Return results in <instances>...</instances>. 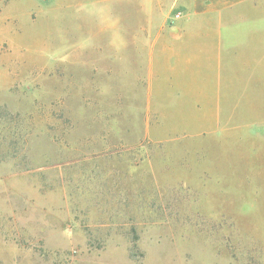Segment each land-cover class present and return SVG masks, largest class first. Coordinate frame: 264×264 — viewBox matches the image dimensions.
<instances>
[{
  "label": "rangeland",
  "instance_id": "374dc122",
  "mask_svg": "<svg viewBox=\"0 0 264 264\" xmlns=\"http://www.w3.org/2000/svg\"><path fill=\"white\" fill-rule=\"evenodd\" d=\"M178 5L0 0V264H264V0L198 132L150 74Z\"/></svg>",
  "mask_w": 264,
  "mask_h": 264
},
{
  "label": "crops",
  "instance_id": "0c3cea01",
  "mask_svg": "<svg viewBox=\"0 0 264 264\" xmlns=\"http://www.w3.org/2000/svg\"><path fill=\"white\" fill-rule=\"evenodd\" d=\"M178 1L181 29L166 35L163 45L150 49V74L163 73L166 84L176 87L174 102L169 99L164 102L166 111L179 114L182 120L204 118V124L198 119L186 128L187 132L206 131L220 118V69L225 67L232 78V23L241 20L249 23L244 16L238 19L233 11L255 0ZM262 19L244 25V33H258L264 38ZM224 84L231 92L232 85ZM226 100L229 101L227 95Z\"/></svg>",
  "mask_w": 264,
  "mask_h": 264
}]
</instances>
